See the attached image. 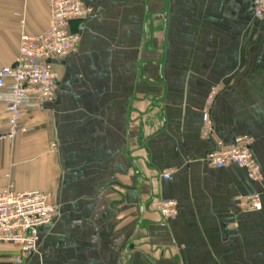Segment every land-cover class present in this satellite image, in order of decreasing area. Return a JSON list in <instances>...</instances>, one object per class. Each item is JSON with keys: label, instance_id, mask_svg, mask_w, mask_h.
I'll return each mask as SVG.
<instances>
[{"label": "crops", "instance_id": "obj_1", "mask_svg": "<svg viewBox=\"0 0 264 264\" xmlns=\"http://www.w3.org/2000/svg\"><path fill=\"white\" fill-rule=\"evenodd\" d=\"M255 1L83 0L93 12L71 22L79 46L53 65L56 102L24 118L32 132L0 142V193L10 182L57 207L22 264H264V24ZM50 19L49 0H0V69L14 65L22 35H42ZM6 120L0 104V133ZM240 136L254 139L260 182L204 161L217 141ZM255 194L262 209L242 211L238 197ZM155 198L177 202L175 220H163ZM17 253L1 245L0 264H16Z\"/></svg>", "mask_w": 264, "mask_h": 264}, {"label": "built area", "instance_id": "obj_2", "mask_svg": "<svg viewBox=\"0 0 264 264\" xmlns=\"http://www.w3.org/2000/svg\"><path fill=\"white\" fill-rule=\"evenodd\" d=\"M51 19L48 29L38 37L21 36L20 49L12 66L0 69V104L5 107L7 120L0 133V142L13 143L20 135L32 132L23 126L24 118L35 110H42L57 100L59 79L54 63L76 51L81 36L70 31L76 20H87L92 8L83 0H49ZM255 17L264 24V0L254 2ZM216 91L208 99L211 104ZM214 124L209 110L204 112L202 136L210 139ZM254 139L237 137L231 145L217 141V150L210 152L204 161L216 169L236 165L247 171L249 179L260 182L262 171L253 157ZM52 148H56L55 145ZM165 180L170 172L163 174ZM238 204L242 211L262 209L259 194L240 196ZM152 207L164 221L175 220L178 204L175 200L155 198ZM57 207L49 203V195L42 192H16L12 183L0 193V246L11 245L18 250L14 263L22 264L37 252L41 230L53 223Z\"/></svg>", "mask_w": 264, "mask_h": 264}]
</instances>
